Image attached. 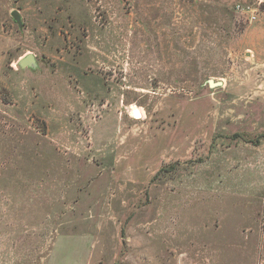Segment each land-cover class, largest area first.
<instances>
[{"label":"rangeland","instance_id":"obj_1","mask_svg":"<svg viewBox=\"0 0 264 264\" xmlns=\"http://www.w3.org/2000/svg\"><path fill=\"white\" fill-rule=\"evenodd\" d=\"M0 264H264V0H0Z\"/></svg>","mask_w":264,"mask_h":264},{"label":"water","instance_id":"obj_2","mask_svg":"<svg viewBox=\"0 0 264 264\" xmlns=\"http://www.w3.org/2000/svg\"><path fill=\"white\" fill-rule=\"evenodd\" d=\"M11 16L18 25L21 24V17L17 11H13L11 13ZM18 65L22 69H25V68L35 69L37 67V61L34 55L29 54L23 57L22 59H20V61L18 62ZM208 85L209 87H215L217 85H221V83L220 82L214 83L212 80H209Z\"/></svg>","mask_w":264,"mask_h":264},{"label":"built area","instance_id":"obj_3","mask_svg":"<svg viewBox=\"0 0 264 264\" xmlns=\"http://www.w3.org/2000/svg\"><path fill=\"white\" fill-rule=\"evenodd\" d=\"M235 9L237 12L248 14L250 21H253L256 19L255 11L252 10L250 7H243V6L237 5Z\"/></svg>","mask_w":264,"mask_h":264}]
</instances>
